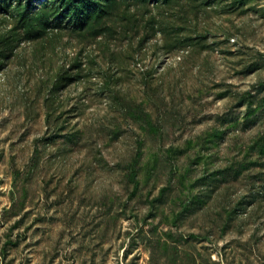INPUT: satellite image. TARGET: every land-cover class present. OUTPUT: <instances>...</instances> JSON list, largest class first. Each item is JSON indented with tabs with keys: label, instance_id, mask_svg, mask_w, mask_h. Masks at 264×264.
Wrapping results in <instances>:
<instances>
[{
	"label": "rangeland",
	"instance_id": "rangeland-1",
	"mask_svg": "<svg viewBox=\"0 0 264 264\" xmlns=\"http://www.w3.org/2000/svg\"><path fill=\"white\" fill-rule=\"evenodd\" d=\"M0 0V264H264V0Z\"/></svg>",
	"mask_w": 264,
	"mask_h": 264
},
{
	"label": "trees",
	"instance_id": "trees-1",
	"mask_svg": "<svg viewBox=\"0 0 264 264\" xmlns=\"http://www.w3.org/2000/svg\"><path fill=\"white\" fill-rule=\"evenodd\" d=\"M101 6L98 0H68L67 8L74 18L81 22L83 25L85 20L90 17L93 10Z\"/></svg>",
	"mask_w": 264,
	"mask_h": 264
}]
</instances>
